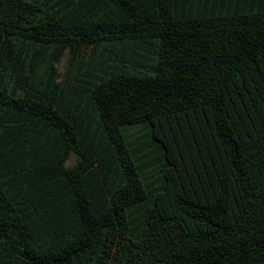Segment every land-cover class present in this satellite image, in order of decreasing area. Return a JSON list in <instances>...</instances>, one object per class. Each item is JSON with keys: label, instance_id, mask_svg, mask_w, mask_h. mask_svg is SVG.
Here are the masks:
<instances>
[{"label": "trees", "instance_id": "16d2710c", "mask_svg": "<svg viewBox=\"0 0 264 264\" xmlns=\"http://www.w3.org/2000/svg\"><path fill=\"white\" fill-rule=\"evenodd\" d=\"M0 264H264V0H0Z\"/></svg>", "mask_w": 264, "mask_h": 264}, {"label": "rangeland", "instance_id": "374dc122", "mask_svg": "<svg viewBox=\"0 0 264 264\" xmlns=\"http://www.w3.org/2000/svg\"><path fill=\"white\" fill-rule=\"evenodd\" d=\"M66 57H67V53H65V56L63 57V59H62V61L60 62V64L58 65V71L60 72V74L63 72V70H64V67H65V64H66ZM138 130H137V128H135V129H130V131H129V133L130 134H136V136L138 137L139 136V133H140V135H141V139H145V134H143L142 133V131H139L138 133ZM136 137V138H137ZM75 162V158H74V156L72 155L70 158H69V160H68V162H67V165H71V164H73ZM161 172V169L160 168H158V169H152L149 173H147L146 174V176H145V179L147 180V182L148 183H153V184H155V186H156V179L157 178H159V176H160V173Z\"/></svg>", "mask_w": 264, "mask_h": 264}]
</instances>
